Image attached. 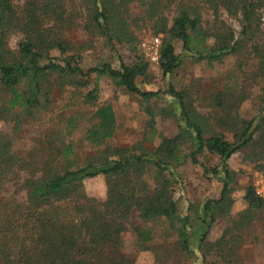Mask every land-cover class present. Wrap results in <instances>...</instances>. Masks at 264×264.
<instances>
[{"label": "trees", "instance_id": "1", "mask_svg": "<svg viewBox=\"0 0 264 264\" xmlns=\"http://www.w3.org/2000/svg\"><path fill=\"white\" fill-rule=\"evenodd\" d=\"M137 1L141 6L147 5V0ZM211 1L215 9L223 6L230 14L240 17L242 32L238 38L217 15L212 29H205L196 8L183 7L170 25L167 18L158 16V7L150 4L155 7L152 11L155 33L166 34L159 60L163 72L172 73L182 64L175 40L182 41L185 52L198 60L209 61H218L231 53L239 54L252 41L251 48L246 49L258 60L257 73L264 75V31L259 11H264V0ZM124 7L125 0H0V91L4 94L0 118L13 124V132L20 130L24 120L48 108L56 88L81 87L83 82L79 79L93 73L109 76L116 86L145 100L159 96V91L143 90L140 86L139 77L147 75L149 65L144 58H137L131 65L123 64L120 69L105 63L85 70L81 65L84 45L70 38L71 31L84 21L88 31L120 40L127 27ZM14 34L21 37L12 47L10 39ZM211 37L213 42H210ZM55 51L59 55H55ZM97 92L98 87L86 97L96 99ZM166 93L179 102L182 126L178 134L162 138L153 152L143 149L138 154L129 147L108 146L104 156L75 167L67 157L73 151L69 145L59 151L52 149L47 160L40 164L32 157L21 158L14 149L12 134L0 131V264H134L123 252L125 226L120 219L128 217L131 202H136L145 222L163 219L170 229L176 228L180 250L187 251L188 230L192 228L190 215L179 212L171 183L179 178L177 167L189 159L202 166L206 175L212 171L224 177L220 198L206 203V216L214 218L213 212L223 213L230 217L231 224L240 217L242 222L238 223L243 227L257 219L264 209V198L252 186L245 195L247 208L239 217H231L230 193L235 176L228 160L235 152L264 142V96L259 118L242 119L238 125L235 118L229 121L230 108L234 106L229 94H214L220 110L209 117L193 106L187 91L170 87ZM220 111L226 116L219 115ZM94 117L88 130L90 141L102 143L111 139L116 130L112 106L98 107ZM76 121L69 119L72 126H76ZM223 126L234 129L235 141L226 138L219 128ZM189 142L187 151L184 146ZM205 149L220 156L222 169L216 166L210 170L202 164L198 155ZM60 156L68 159L62 166L56 165L55 158ZM24 170L29 173L22 184L27 199L21 202L4 190L9 181L20 180L16 175L20 176ZM145 173L153 176L154 187L153 191L146 190L144 196L139 197L135 195V181H140ZM101 174L109 185L104 202L88 197L83 185L85 179ZM67 205H71L72 213L66 211L64 206ZM137 229L144 242L153 239L152 227ZM230 241L223 236L211 248L220 252Z\"/></svg>", "mask_w": 264, "mask_h": 264}, {"label": "rangeland", "instance_id": "2", "mask_svg": "<svg viewBox=\"0 0 264 264\" xmlns=\"http://www.w3.org/2000/svg\"><path fill=\"white\" fill-rule=\"evenodd\" d=\"M150 4L158 7V16L167 18L170 25L183 7H192L201 13L205 29H212L217 15L234 30L236 38L242 32L240 17L230 14L223 6L215 9L211 0H147L146 6H141L137 0H125L126 12L123 17L127 27L120 40L111 35L88 31L84 27V21H80V26L71 31L70 38L84 45L81 65L85 70L105 63L120 69L123 64L131 65L137 58H144L149 65L147 75L139 77L140 86L143 90L159 91V96L145 100L116 86L109 76L95 73L89 77H81V87L67 85L56 88L48 108L36 117L24 120L19 131L13 132V124L0 118V131L12 134L14 149L21 158L32 157L43 164L52 149L59 151L72 145L73 151L67 157L71 158L76 167L104 156L108 146L129 147L138 154L143 149L153 152L162 138L178 134L182 126L179 102L166 93L170 87L190 93L193 106L209 117L220 110L214 94L223 92L232 96L234 104L230 108L229 121L233 122L235 118L240 125L242 119L259 118L264 96V75L257 73L258 60L246 49L251 48L252 41L239 54L231 53L218 61H209L198 60L196 56L185 52L182 41L175 40L176 53L181 54L182 64L172 73L165 74L159 61L151 59L143 44L155 36L160 37L163 43L166 37L164 33H155V18L152 17L155 7ZM259 11L264 31V11ZM20 37L16 34L11 37L12 47L17 45ZM213 41L214 38L211 37L210 42ZM54 54L59 55V52L55 51ZM96 87V99L86 97ZM2 96L4 94L0 91V107ZM108 105L112 106L116 115L115 134L105 142L93 143L88 137V130L96 119L94 113L98 107ZM219 115L226 116L222 111ZM70 118L77 120L76 126L70 124ZM211 121L215 124V119ZM219 128L229 141H235L233 128ZM189 146L190 142L184 148L189 151ZM67 157L55 158L56 165L62 166L68 160ZM198 157L210 170L216 166L222 169L220 156L205 149ZM228 166L235 176L230 193L233 202L230 214L235 219L248 206L245 195L249 187H254L256 192L259 190L260 196L264 198V142L235 152L228 160ZM177 172L179 178L172 180L171 189L179 212L190 215L192 228L188 230V250H180L176 228L170 229L169 223L163 219L145 222L136 202H131L128 217L120 219L125 226L122 233L123 252L134 260V264H264V209L246 227L238 223L242 222L240 217L231 224L230 217L223 213L213 212L214 218L206 216V203L220 198L224 177L215 175L212 171L206 175L204 168L193 164L190 159L177 167ZM19 174L20 176H16L21 179L9 181L4 191L25 202L27 195L22 184L23 178L29 173L24 170ZM146 174L140 181H135L136 196L143 197L144 191H153V176ZM83 185L88 197L98 202L107 199L109 185L104 175L87 178ZM64 207L68 213H72L71 205ZM137 227H152L153 239L144 242ZM223 236L231 241L222 251L213 250L211 245Z\"/></svg>", "mask_w": 264, "mask_h": 264}, {"label": "built area", "instance_id": "3", "mask_svg": "<svg viewBox=\"0 0 264 264\" xmlns=\"http://www.w3.org/2000/svg\"><path fill=\"white\" fill-rule=\"evenodd\" d=\"M162 41L160 37L155 36L151 39L149 42H144V47L147 50V54L149 52V56L151 57L152 60L154 61H159L160 60V51H161V44ZM258 194H261L259 190H257Z\"/></svg>", "mask_w": 264, "mask_h": 264}]
</instances>
